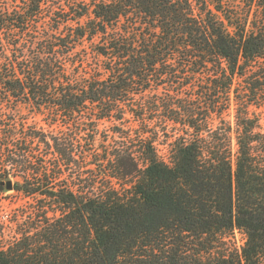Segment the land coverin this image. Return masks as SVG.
Masks as SVG:
<instances>
[{"label": "trees", "instance_id": "16d2710c", "mask_svg": "<svg viewBox=\"0 0 264 264\" xmlns=\"http://www.w3.org/2000/svg\"><path fill=\"white\" fill-rule=\"evenodd\" d=\"M263 104L264 0H0V264H264Z\"/></svg>", "mask_w": 264, "mask_h": 264}, {"label": "rangeland", "instance_id": "374dc122", "mask_svg": "<svg viewBox=\"0 0 264 264\" xmlns=\"http://www.w3.org/2000/svg\"><path fill=\"white\" fill-rule=\"evenodd\" d=\"M20 110L22 113L28 112V109L26 107H23V106L20 107ZM252 110L256 114L260 115V123H261L263 130H264V104L259 108H253L252 107ZM228 118L231 121H233V110L230 111V115L228 116ZM34 119H36L40 124L45 126L44 122L41 120L42 116L37 115L36 117H34ZM159 148H161V152H164V150L162 149L163 147L159 146ZM1 196L2 197H0V205H1L0 206V221H6L8 213L10 212V210L12 208H16L21 203H23L24 199H21L13 190H8V191L4 192ZM234 238H235V243L237 246H241L243 244L244 236L242 235V233H240L239 231H235Z\"/></svg>", "mask_w": 264, "mask_h": 264}, {"label": "water", "instance_id": "95a60500", "mask_svg": "<svg viewBox=\"0 0 264 264\" xmlns=\"http://www.w3.org/2000/svg\"><path fill=\"white\" fill-rule=\"evenodd\" d=\"M6 189L10 190L11 189V182L7 181L5 184Z\"/></svg>", "mask_w": 264, "mask_h": 264}]
</instances>
